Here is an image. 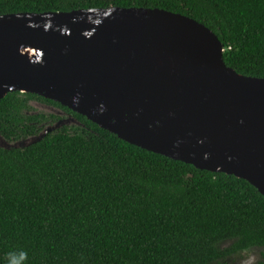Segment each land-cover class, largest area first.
<instances>
[{"label": "trees", "instance_id": "trees-1", "mask_svg": "<svg viewBox=\"0 0 264 264\" xmlns=\"http://www.w3.org/2000/svg\"><path fill=\"white\" fill-rule=\"evenodd\" d=\"M108 7L194 19L217 36L226 66L264 78V0H0V15ZM30 101L77 124L0 147V264H227L255 250L264 264V196L249 182L132 145L34 93L0 99L7 142L56 124Z\"/></svg>", "mask_w": 264, "mask_h": 264}, {"label": "water", "instance_id": "water-1", "mask_svg": "<svg viewBox=\"0 0 264 264\" xmlns=\"http://www.w3.org/2000/svg\"><path fill=\"white\" fill-rule=\"evenodd\" d=\"M203 24L158 8L0 15V99L34 93L142 149L264 196V78L225 65ZM66 123L77 121L68 116ZM0 147L27 146L53 128Z\"/></svg>", "mask_w": 264, "mask_h": 264}, {"label": "rangeland", "instance_id": "rangeland-1", "mask_svg": "<svg viewBox=\"0 0 264 264\" xmlns=\"http://www.w3.org/2000/svg\"><path fill=\"white\" fill-rule=\"evenodd\" d=\"M29 105L32 107V110L33 111H40V112H44V113H48L49 111H51L49 109L50 105L43 104V103H40V102L39 103L38 102H32ZM51 107H53V106H51ZM53 108H55V107H53ZM67 118H64V119H67ZM63 121H65V120H63ZM63 124L71 125L72 123H66V122H64ZM241 257L242 258H236V256H233L232 258H230L228 260L227 264H246V262L249 260L250 257H255V261H256L258 259V252L255 250L253 252H249V253H245V254L241 255Z\"/></svg>", "mask_w": 264, "mask_h": 264}, {"label": "flooded vegetation", "instance_id": "flooded-vegetation-1", "mask_svg": "<svg viewBox=\"0 0 264 264\" xmlns=\"http://www.w3.org/2000/svg\"><path fill=\"white\" fill-rule=\"evenodd\" d=\"M32 102H36V101H30L29 104H31ZM39 103V102H38ZM44 104V103H43ZM49 109L52 111H49L48 113H52V114H55L56 116H58V120L56 121L57 123L60 122L62 120V123H64L63 120H66L64 118H67L68 117V114L58 108H53V107H49ZM33 113H38V111H32ZM56 122H54L53 124H55Z\"/></svg>", "mask_w": 264, "mask_h": 264}, {"label": "clouds", "instance_id": "clouds-1", "mask_svg": "<svg viewBox=\"0 0 264 264\" xmlns=\"http://www.w3.org/2000/svg\"><path fill=\"white\" fill-rule=\"evenodd\" d=\"M21 256H23V254H21ZM254 261H255V257H250L249 260L246 262V264H254ZM10 264H17V261L14 255L12 259L10 260Z\"/></svg>", "mask_w": 264, "mask_h": 264}]
</instances>
